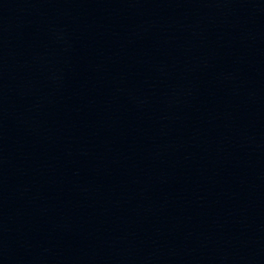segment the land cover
Masks as SVG:
<instances>
[{"label":"water","instance_id":"obj_1","mask_svg":"<svg viewBox=\"0 0 264 264\" xmlns=\"http://www.w3.org/2000/svg\"><path fill=\"white\" fill-rule=\"evenodd\" d=\"M0 264H264L247 0H0Z\"/></svg>","mask_w":264,"mask_h":264}]
</instances>
